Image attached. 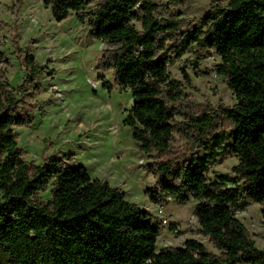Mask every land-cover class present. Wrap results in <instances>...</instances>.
Masks as SVG:
<instances>
[{"label":"trees","instance_id":"1","mask_svg":"<svg viewBox=\"0 0 264 264\" xmlns=\"http://www.w3.org/2000/svg\"><path fill=\"white\" fill-rule=\"evenodd\" d=\"M96 1L44 4L57 23L76 13L93 38L113 47L104 68L114 69L117 86L135 99L124 124L144 154L168 155L177 134L186 140L190 153L148 167L157 189L146 194L157 206L198 201L200 233L220 254L195 239L159 250L160 227L122 190L65 156L27 161L15 127L29 123L32 86L16 95L0 79V264H264V250L237 217L258 204L264 218V0H213L194 24L163 13L152 0H101L86 12ZM193 45L221 57L215 71L235 95L233 107L194 113L183 104L182 84L169 65ZM225 155L239 161L234 175L211 178V166Z\"/></svg>","mask_w":264,"mask_h":264},{"label":"rangeland","instance_id":"2","mask_svg":"<svg viewBox=\"0 0 264 264\" xmlns=\"http://www.w3.org/2000/svg\"><path fill=\"white\" fill-rule=\"evenodd\" d=\"M152 1L163 13L187 24L199 21L213 4V0H185L178 6L167 0ZM100 2L97 0L85 11H94ZM112 48L93 38L90 29L78 23L74 12L57 23L44 0H0V79L8 82L16 95L21 86H32L26 93L33 107L29 123L15 127L24 158L42 164L52 156H65L84 165L92 178L122 190L128 202L147 210L160 227L159 250L182 247L187 240L195 239L219 255L210 239L200 233L195 215L198 201L167 199L157 206L147 196L146 190L157 189L156 178L148 167L190 153L189 146L177 134L168 155L144 154L140 150L131 128L124 124L131 108V92L117 86L114 69L104 68L105 52ZM221 62V57L197 45L181 57H173L169 72L182 84L183 104L188 111L219 112L220 107L236 104L226 80L215 71ZM95 82L99 84L95 86ZM105 83L113 88L109 90ZM176 119L184 121L182 116ZM217 121L224 124L222 116ZM238 163L235 156H221L211 166L210 177L233 176ZM41 196L47 202L50 192ZM262 210L261 205L251 204L237 217L256 246L264 250Z\"/></svg>","mask_w":264,"mask_h":264},{"label":"built area","instance_id":"3","mask_svg":"<svg viewBox=\"0 0 264 264\" xmlns=\"http://www.w3.org/2000/svg\"><path fill=\"white\" fill-rule=\"evenodd\" d=\"M98 84H99V82L94 83L95 86H97ZM159 214H160V216L163 214V209H161V208L159 209Z\"/></svg>","mask_w":264,"mask_h":264},{"label":"water","instance_id":"4","mask_svg":"<svg viewBox=\"0 0 264 264\" xmlns=\"http://www.w3.org/2000/svg\"><path fill=\"white\" fill-rule=\"evenodd\" d=\"M130 105H131V107H133L135 105V99L132 98Z\"/></svg>","mask_w":264,"mask_h":264}]
</instances>
